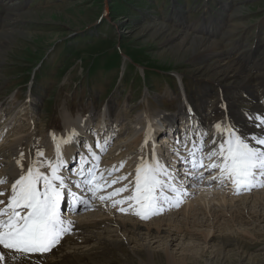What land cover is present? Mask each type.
I'll use <instances>...</instances> for the list:
<instances>
[{
	"label": "rangeland",
	"instance_id": "obj_1",
	"mask_svg": "<svg viewBox=\"0 0 264 264\" xmlns=\"http://www.w3.org/2000/svg\"><path fill=\"white\" fill-rule=\"evenodd\" d=\"M221 1L231 9V13L221 15L226 30L219 40L207 38L199 30L194 29L195 33L191 28L181 30L174 24L176 13L171 14V9L174 12L180 8L179 12L185 17L189 14L187 18L192 20L201 11L219 10L218 3H222ZM12 8L17 11H7L5 6L1 9L8 13L5 25L8 21L9 23L0 32L5 30L11 33V37L6 48L0 47V100L7 102L8 116H16L18 110L29 100L28 80H32L31 96L35 99L31 98L27 104L37 106L38 115L34 119L43 133L53 128H63L64 111H69L71 117L76 119L77 115L86 116L92 106L98 111L111 103L114 109L122 106L126 109L120 110L122 124L119 125V133L122 135L119 138L123 139L132 131V123H135L141 112L146 111L150 117L166 114L163 111L154 114L159 110L175 112L177 107L178 112L181 93L175 73L183 76L195 103L202 99L195 97L197 94L201 95L199 91L219 86L220 82L216 79L199 75L197 69H203L200 61L194 64L171 61L172 58L169 59L165 54L168 49L162 45L164 41L149 39L144 34L145 30H151L154 25L199 37L207 40L206 43L210 45L211 41L217 42L219 50L224 51L221 56L223 59L226 56L234 59L241 56V71L244 69L245 76L249 75L242 86H248V82L254 79L264 81V69L258 75L252 73L251 66L248 67L249 70L244 66L246 57L242 53L231 56L229 49L231 43L241 36L245 43L254 42L257 27L261 33L257 39L264 46V0H36L34 4H29L28 0H18ZM231 24L234 26L230 27ZM247 26L249 31L246 35L243 31ZM234 31L242 34L233 37ZM228 41L230 42L227 44ZM144 43L152 45L142 46ZM259 51L264 57V48ZM258 62L259 59L256 63ZM194 80L198 84L197 93ZM208 83L218 84L208 87ZM261 88L263 87L258 90H262ZM216 99L213 104L217 111V106L224 102V97ZM183 111L184 109L179 112ZM228 114L229 112L226 113ZM131 169L132 167H127L126 171L130 173ZM128 180L132 184L133 179ZM228 203L232 204L231 201ZM223 205L212 204V210L219 214ZM89 212L94 213V207ZM219 215L223 218L221 213ZM205 218L209 219L208 216ZM92 232L94 236H98L95 230ZM100 232L104 234L105 231ZM261 234H255L256 239L240 237L247 243L246 248H239L241 240L222 244L221 241L215 242L213 238L211 244L218 243V246L230 251L219 255L217 264H264V234ZM175 235L182 236V233ZM237 248L240 249V255L232 253ZM211 251V247L207 249L205 246L197 264H207ZM112 262L109 263L132 264L123 258Z\"/></svg>",
	"mask_w": 264,
	"mask_h": 264
},
{
	"label": "bare ground",
	"instance_id": "obj_2",
	"mask_svg": "<svg viewBox=\"0 0 264 264\" xmlns=\"http://www.w3.org/2000/svg\"><path fill=\"white\" fill-rule=\"evenodd\" d=\"M240 21L242 22V20ZM233 26V24L230 25V27ZM144 34L149 39L153 40L157 38L162 42L164 41L162 45L169 51H165V54L169 59L172 58L170 59L171 61L175 63L186 61L192 64L200 61V63L203 64V69H197L199 75L206 76L211 80L216 79V81L220 82L219 86L216 88V90H218L217 97H224L223 104H229L230 107L227 108L228 111L225 113L229 112L228 116L232 115L236 119L237 123L231 124V127L234 129L237 128L236 132L238 134L246 137L264 133V129L255 126L257 123L255 120L251 119L247 121L244 120L243 117H240V110L238 109V105L235 104L238 100L244 102L248 99V102L252 103L264 96L263 80L254 79L248 82L247 88L242 86V82L246 81L249 75L245 76L246 74L243 72L244 69L241 71L243 66L241 65V56L235 57L236 59L226 56V59H223L221 56L224 51L219 50L220 46L217 45V42L216 44L211 41L210 45L206 43L207 40L204 41L199 37H193L186 33L183 34V32L180 33L176 30H170L162 25H154L151 30H145ZM10 37L11 33L5 30L1 31L0 47L7 46ZM151 45L152 43H144L142 46ZM192 71L195 72L194 70ZM215 84L218 83H208V87H212ZM259 87H263V89L258 90ZM239 89H241V96L239 94L234 95V91ZM232 92L234 93L232 94ZM221 93H223V95H221ZM190 99L189 93L184 89L181 94L182 101L179 104L177 113H166L160 116L156 114L161 111L159 110L154 113L156 114L154 117H150L146 111L141 112L136 117L135 123H132V131L129 132L127 137L121 139L117 134L115 141L112 144L110 143L112 147L108 150V154H110V151L115 150V152L119 151V157H121L122 155L128 156L129 153L136 152L134 160L133 158L130 159L125 166L132 167L130 174H135V169L139 165L141 158L145 160L149 159L153 150L155 152V157L168 168L165 153L171 157V150H177L180 141L179 143L174 142L175 144L170 145V142L174 138L167 139L165 135H163V137H165L160 140V142H158V140L155 141L156 132L163 129V124L167 122V120H174L178 114H180L179 111L183 109L184 111L181 113H184L186 108L191 110L195 109L202 120L211 114V108L215 109L216 107L212 102L202 99L193 104L190 103ZM239 105H241L239 107H242V104ZM258 105L259 104H249L248 107L250 110H248V112H254L262 116L263 111ZM110 109L111 106L108 105L102 115L100 114L95 117L92 113L88 115L86 119H74L68 111L63 110V131L58 133L57 130H54L51 133L61 136V134L64 135L68 130L75 129L78 133L82 134L81 137L83 140H87L86 144L91 145V127L89 129L88 127L92 121L95 122L98 119L93 131H102V133H109L111 131V126L117 125L119 127V125L122 124V120L120 119L122 112L120 111L113 115ZM36 111L37 106L32 103L26 104L25 107L18 110L20 117H23L27 122L20 123V120L14 117L11 123L13 126L12 130L9 131L5 138L7 142H4V144L0 146V153L2 156H5V158H0V162L3 165H15L14 161L19 160L16 158V153L20 148H23L24 159L30 162L29 152L32 150L31 146L36 142L33 137L42 140L44 137L49 136V134L43 133L41 126L35 122L33 116ZM197 114H189V120L194 116H198ZM109 121L113 122L111 126L108 123ZM219 124L229 126L225 121ZM149 126L152 130L151 142L141 151V145L145 140V133ZM214 130L217 131V136H219L221 131H218L216 128H214ZM38 133H41V136H37ZM200 140L201 139H192V142ZM46 141L50 142L51 147L49 150L53 151V143L50 138ZM160 143L164 144L165 151ZM181 145L190 146L191 149L190 141L185 140ZM73 146L74 144L67 145L63 150H70L72 148L74 151H78V147L76 145ZM145 152H148V154L146 155ZM183 156L187 158V153ZM119 157H117L114 162L116 160H125ZM103 158L104 156L102 159ZM214 175L219 176V170H216ZM13 177V175H10L11 179H13ZM211 178V175L205 177V179ZM211 181L214 180L212 179ZM218 182L224 183L223 188L225 189H236V185L230 180H218ZM173 183L177 187L181 185L177 181H173ZM229 184L232 185L229 187ZM182 185L181 191L186 192L187 195L181 197L183 201L181 205L178 208L164 205L166 210L163 214L152 216V218L148 220H142L138 217L134 219L122 216L119 217V214L107 208L106 205L108 203L97 202L96 206L99 207L97 212H90L78 216L77 218L76 216H69L66 218V220L72 221V235H65L59 244L49 252L29 254L23 264H111L109 262H116L121 260V258L132 264H197L198 258H202L205 246L207 249L211 247L212 250L209 253L210 261L207 260L206 263L217 264L219 262V255L222 256V254L230 253V251L225 250L223 246L217 245L220 241L223 244L228 241H239L241 240L240 237L246 236L254 239V236H256L255 234L258 232L264 234V187L259 191H253L254 193L252 192L241 196L232 194V196L228 198V195L223 189L215 190L212 188L217 187L218 184L216 183L211 189L204 187L205 183ZM8 186L10 187V185ZM193 193L195 196L194 198H192ZM230 201L232 204L228 203ZM236 201L237 203H235ZM227 203L229 205H227ZM212 204H218L220 206L224 204L220 211L223 218L219 215L220 213L218 214L212 210ZM200 214H202V216ZM207 216L209 219L205 218ZM92 230L98 233L97 237L94 236ZM100 231L105 232L102 234ZM178 233H182V236L175 235ZM189 234L193 236L188 237L187 235ZM213 238L215 242L218 241L217 244H211L210 241H212ZM207 240L208 242H206ZM77 241H81V243ZM88 241H90V243H88ZM238 246L239 248H246L247 243L241 240ZM239 248L233 250L232 253L234 255H240L241 252Z\"/></svg>",
	"mask_w": 264,
	"mask_h": 264
},
{
	"label": "snow or ice",
	"instance_id": "obj_3",
	"mask_svg": "<svg viewBox=\"0 0 264 264\" xmlns=\"http://www.w3.org/2000/svg\"><path fill=\"white\" fill-rule=\"evenodd\" d=\"M256 120L255 126L264 129V118ZM214 127L222 135L226 134L218 145L213 139L212 144L217 145V148L207 153L206 158L215 162L205 165L203 140L192 142V138H189L191 149L184 160L189 169L185 174L193 169H217L220 175H214L212 179L230 180L236 185L237 195L264 187V133L245 137L231 126L217 124ZM151 136L149 126L141 151L151 142ZM78 137L79 133L75 129L68 130L62 136L50 133L49 138L53 143L51 158H46L44 151L37 146L35 151L29 152L27 168L23 165V152L19 160L14 161L19 171L13 177L10 188L0 191V197L7 196V200L0 199V264H23L29 254L49 252L65 235L71 234L72 221L63 218L62 208L74 210L80 206L90 207L89 200L79 196L73 188L90 194L93 200L98 198L101 203L113 201V208H118L123 214L131 213L142 220L163 214L166 210L164 205L178 208L183 202L181 197L186 195V192L181 191L183 185L177 187L173 183V173L155 157L154 150L149 159L141 158L131 188L125 185L107 195L97 196L99 192L106 191V188L128 177L121 176L108 183L103 173L98 176L100 156L91 145L85 146L87 154H79L78 159L73 158L74 165L78 164L79 167L69 169L68 162L63 158V148L75 144ZM111 139L96 141L95 148L105 152ZM198 152L201 153L199 157ZM176 154L179 155L178 152ZM119 167L122 168L123 163ZM116 170L114 166L108 176ZM65 172L68 173V179L62 174ZM71 176L77 179L73 180ZM192 178L200 180L202 174L193 175ZM7 183V177H0V185ZM124 193L129 195L123 196Z\"/></svg>",
	"mask_w": 264,
	"mask_h": 264
}]
</instances>
